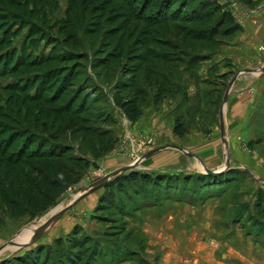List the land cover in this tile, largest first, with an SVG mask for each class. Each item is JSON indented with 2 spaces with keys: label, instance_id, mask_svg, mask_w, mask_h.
Segmentation results:
<instances>
[{
  "label": "rangeland",
  "instance_id": "374dc122",
  "mask_svg": "<svg viewBox=\"0 0 264 264\" xmlns=\"http://www.w3.org/2000/svg\"><path fill=\"white\" fill-rule=\"evenodd\" d=\"M185 1L0 0V264H200L209 250L221 264H264V74L243 72L264 67V44L249 57L242 39L264 22V0H201L200 16ZM166 145L195 157L144 158ZM226 157L222 184L199 177Z\"/></svg>",
  "mask_w": 264,
  "mask_h": 264
},
{
  "label": "water",
  "instance_id": "95a60500",
  "mask_svg": "<svg viewBox=\"0 0 264 264\" xmlns=\"http://www.w3.org/2000/svg\"><path fill=\"white\" fill-rule=\"evenodd\" d=\"M243 72H247V73H262L264 74V67L259 68L258 70H244ZM242 72H237L230 80L228 87L226 88V91L224 93L223 99H222V104L226 103L228 100V95L230 92V89L232 87V85L234 84V82L237 80L238 76L241 74ZM220 135L223 139V141H225L224 136H225V129H224V124H223V118H222V114L220 113ZM176 150V151H180L182 152L186 157L189 158H194L195 156L185 152L183 149L177 147V146H173V145H166V146H162L156 149L151 150L150 152H148L146 154V156L144 157L145 159L153 156L154 154L161 152L163 150ZM229 159L226 157L225 158V167L221 168V169H217V170H212V169H208V168H202V170H198V173H204L210 176H218L220 174H223L226 169L229 166ZM134 168H137L136 166L130 165L128 167L125 168H121L119 170H116L114 172H112L111 174L102 177L101 179L97 180L96 182H94L92 185H90L88 188H86L84 190V192L82 193L81 196H79L78 198H76L72 203H70L68 206L61 208L58 212H56L54 215H51L45 222H43L41 225H39L36 230L34 231V234L31 238V240L24 246H16L13 242H9V244H7L8 246H16V249H22V248H26L28 245H32L33 243H35L40 237H42V235L54 224L56 223L69 209L70 207H72L75 203H77L78 201H80L82 198H84L85 196H87L88 194H90L91 192L99 189L100 187L104 186L108 181H110L111 179L117 177L118 175H120L121 173H124L126 171L132 170Z\"/></svg>",
  "mask_w": 264,
  "mask_h": 264
},
{
  "label": "trees",
  "instance_id": "16d2710c",
  "mask_svg": "<svg viewBox=\"0 0 264 264\" xmlns=\"http://www.w3.org/2000/svg\"><path fill=\"white\" fill-rule=\"evenodd\" d=\"M201 0H199V2L198 3H195V2H193V1H191V0H186L185 1V3H183V5L184 6H190V5H196V6H193V8H192V12L194 13V15H197V16H200V15H203V11H205V7H204V4H206L205 2H200ZM199 3H203V5L201 6ZM191 6V7H192ZM194 10H195V12H194ZM225 16V17H224ZM233 18L231 17V16H229L228 14H226V13H223L222 15H221V18H220V20L222 21V22H224L223 24H225V25H227V29L226 30H233L232 32H236V31H239L240 30V28H239V26H237V25H235L234 24V22H233V20H232ZM165 20H168V18L166 17L165 18ZM155 22H157V21H155ZM222 23H218V25L216 26V27H218V26H220ZM216 27H214V28H216ZM214 28H212V29H214ZM229 34H231V33H229ZM118 105H119V107H120V109H121V111L124 113V115L126 116V118L128 119V121H130L131 123H135L137 120H138V118H139V116H140V113H139V110H138V108H137V106H136V104H135V102L133 101V100H124V101H120L119 103H118ZM182 128H181V126H180V124H178L177 122L175 123V125H174V129H173V133H174V135H176V136H182L184 133L182 132V130H181ZM198 175H199V177H206V181H210V183H215L216 185L217 184H222V182H224V178H222L223 176H225L226 175V173L224 172L223 174H220V175H218V176H216V177H214V176H210V175H207V174H204V173H198ZM202 175V176H201ZM131 178H133V179H140V180H144V181H147L148 182V180L149 179H147V177L145 176V175H137V174H134V175H132L129 179H128V181H131L132 179ZM131 179V180H130ZM163 179V177L162 176H160V177H158V178H156V180H155V182H154V184H161L162 183V180ZM166 181H167V179L165 180V183H166ZM121 187H122V185H120L119 186V188L121 189ZM118 188V189H119ZM111 191H112V188H111ZM110 191V192H111ZM73 234H75V232L73 231L72 232V237H73ZM84 232H81V233H79L78 235H76L75 237H73L74 239L76 238V237H83L84 236ZM86 237V236H85ZM89 239V240H88ZM90 239H92V236H89L88 238H87V240H88V242H91V240ZM86 240V241H87ZM98 243V242H97ZM83 245H86V244H84V243H82ZM103 242H101V244L99 243L98 244V246H101L102 248H104L103 247ZM80 245V244H79ZM104 246H106V244L104 243ZM93 247V246H92ZM95 247H93V249H94ZM68 258H70V263L71 264H76V261H77V259L74 261L73 259L74 258H72V255H68ZM24 260L23 259H19L18 260V262L19 263H22Z\"/></svg>",
  "mask_w": 264,
  "mask_h": 264
},
{
  "label": "crops",
  "instance_id": "0c3cea01",
  "mask_svg": "<svg viewBox=\"0 0 264 264\" xmlns=\"http://www.w3.org/2000/svg\"><path fill=\"white\" fill-rule=\"evenodd\" d=\"M250 11V10H248ZM257 12V11H256ZM250 19L253 17H249ZM242 39H244V45H248V49L247 52L249 53V45H254L256 43H260L264 44V22H260L258 24L257 23H252V21H250V24L247 25V29H246V34L245 37H243ZM249 57L252 56V50L251 52L248 54ZM171 232V231H169ZM170 245H172V240L170 238V241L168 242ZM203 258L201 260V258L199 259V257H197V259L201 260L200 264H221V261H219V258L216 254L215 251H211L209 250V252L204 253L203 254ZM196 259V260H197ZM224 264H236V263H224Z\"/></svg>",
  "mask_w": 264,
  "mask_h": 264
},
{
  "label": "bare ground",
  "instance_id": "6f19581e",
  "mask_svg": "<svg viewBox=\"0 0 264 264\" xmlns=\"http://www.w3.org/2000/svg\"><path fill=\"white\" fill-rule=\"evenodd\" d=\"M135 165H137V164H135ZM36 229H34V230H31V231H29V232H27L26 234H19L18 235V239L20 238V239H22V240H24L25 242H29L30 240H31V238H32V236H33V234H34V231H35ZM27 242V243H28ZM15 245H20V244H18V243H14ZM26 245V244H25Z\"/></svg>",
  "mask_w": 264,
  "mask_h": 264
},
{
  "label": "built area",
  "instance_id": "2783aa9c",
  "mask_svg": "<svg viewBox=\"0 0 264 264\" xmlns=\"http://www.w3.org/2000/svg\"><path fill=\"white\" fill-rule=\"evenodd\" d=\"M233 6H234V4H233Z\"/></svg>",
  "mask_w": 264,
  "mask_h": 264
}]
</instances>
